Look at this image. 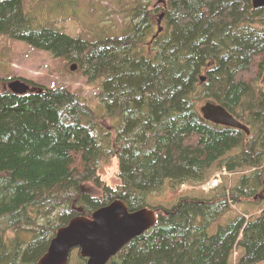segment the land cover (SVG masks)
<instances>
[{"label":"trees","instance_id":"obj_1","mask_svg":"<svg viewBox=\"0 0 264 264\" xmlns=\"http://www.w3.org/2000/svg\"><path fill=\"white\" fill-rule=\"evenodd\" d=\"M133 16L123 36L92 42L37 25L24 0L0 1V34L103 79L104 111L68 87L17 94L0 86V223L8 219L17 235L0 237V264H37L77 215L91 216L116 199L131 211L148 207L167 181L176 189H215L220 184L210 178L218 163L222 175L239 176L234 187L155 208L157 224L108 264H233L235 250L236 264L264 261V209L210 233L232 203L263 198L264 7L253 0H164L139 2ZM210 99L251 134L206 120L200 107ZM112 157L120 165L117 188L99 174ZM87 182L98 194L83 188Z\"/></svg>","mask_w":264,"mask_h":264},{"label":"rangeland","instance_id":"obj_2","mask_svg":"<svg viewBox=\"0 0 264 264\" xmlns=\"http://www.w3.org/2000/svg\"><path fill=\"white\" fill-rule=\"evenodd\" d=\"M139 2L154 6L159 3V0H24L26 13L34 19L37 25L54 28L70 36L81 37L92 42L110 36H123L124 30L134 19L133 11ZM73 64H77L76 70L71 69ZM21 77L42 87H68L84 97L97 109L98 113L103 114L104 112L98 98L103 79L90 80L83 74L77 62L57 58L50 52L35 48L25 41L14 40L0 34V79H2L0 86L8 82L6 79ZM262 84H264V79ZM103 122L108 127L112 126L109 118H104ZM233 154L235 152L230 155ZM221 171L219 163L213 167L210 179L220 184L215 189L204 188L202 183L183 184L176 189L171 186L170 181H167L160 191L149 197L148 207L171 209L182 197L210 198L223 186L234 187L239 176H225L221 174ZM99 174L107 185L117 188L121 184L118 157H112L107 164L101 165ZM83 188L93 194H98L96 187L88 182L83 184ZM262 190L263 187L257 193H262L264 196ZM263 209L264 197L260 196L257 199L255 197L245 198L243 202L232 203L231 210L212 225L210 233H215L220 225L226 224L238 214H247L248 218H255ZM26 232L19 233L20 240L24 238ZM0 237L7 241L15 240L17 237L8 219L0 223ZM13 242L12 246L16 241ZM240 254V250H235L233 264H236ZM83 258L80 249L76 248L72 252L70 264H85ZM257 264H264V261Z\"/></svg>","mask_w":264,"mask_h":264},{"label":"water","instance_id":"obj_3","mask_svg":"<svg viewBox=\"0 0 264 264\" xmlns=\"http://www.w3.org/2000/svg\"><path fill=\"white\" fill-rule=\"evenodd\" d=\"M162 2L164 0H159V3ZM253 5L255 8L264 7V0H253ZM161 30L162 27L159 32ZM71 69L76 70L77 64H73ZM201 79L205 81L206 76ZM4 90L26 94L43 92L44 87L16 78L4 83ZM200 110L203 117L210 122L239 128L248 135L251 134L247 124L215 100H207ZM78 210L83 211L82 208ZM157 222L158 213L154 208L145 207L131 211L124 200L116 199L96 209L91 216L77 215L67 225L60 227L47 252L37 264H70L72 252L76 248L87 259V264H108L125 246L142 236Z\"/></svg>","mask_w":264,"mask_h":264},{"label":"bare ground","instance_id":"obj_4","mask_svg":"<svg viewBox=\"0 0 264 264\" xmlns=\"http://www.w3.org/2000/svg\"><path fill=\"white\" fill-rule=\"evenodd\" d=\"M22 78V77H21ZM248 135V134H247Z\"/></svg>","mask_w":264,"mask_h":264}]
</instances>
